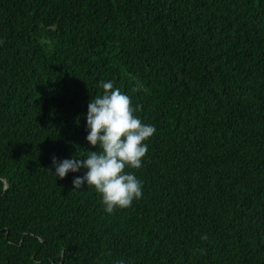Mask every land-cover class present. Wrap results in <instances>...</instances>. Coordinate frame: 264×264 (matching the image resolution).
Masks as SVG:
<instances>
[{
    "label": "trees",
    "instance_id": "trees-1",
    "mask_svg": "<svg viewBox=\"0 0 264 264\" xmlns=\"http://www.w3.org/2000/svg\"><path fill=\"white\" fill-rule=\"evenodd\" d=\"M0 41V264H264V0H0ZM102 80L156 128L112 214L46 170Z\"/></svg>",
    "mask_w": 264,
    "mask_h": 264
},
{
    "label": "clouds",
    "instance_id": "clouds-1",
    "mask_svg": "<svg viewBox=\"0 0 264 264\" xmlns=\"http://www.w3.org/2000/svg\"><path fill=\"white\" fill-rule=\"evenodd\" d=\"M98 87L102 92L88 102L85 118V139L90 146L98 147V151H87L83 159L73 156L57 161L53 157L55 171L46 170L63 179L69 172L86 169L82 176L72 180V190H79L82 185L94 188L104 212L112 214L117 209L131 207L133 201L142 197V181L129 169L142 168L148 152L147 141L156 133V128L142 121L138 113L143 106L133 104L131 96L122 92L113 81L102 80ZM133 91H139V86ZM206 238L201 237L202 240ZM117 264H124V261H117Z\"/></svg>",
    "mask_w": 264,
    "mask_h": 264
}]
</instances>
